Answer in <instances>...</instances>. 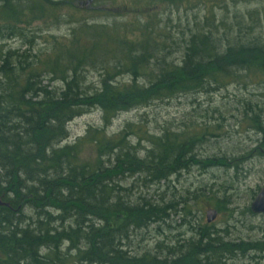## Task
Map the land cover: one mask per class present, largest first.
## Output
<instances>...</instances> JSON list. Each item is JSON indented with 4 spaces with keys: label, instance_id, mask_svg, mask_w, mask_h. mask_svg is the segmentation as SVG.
I'll list each match as a JSON object with an SVG mask.
<instances>
[{
    "label": "trees",
    "instance_id": "obj_1",
    "mask_svg": "<svg viewBox=\"0 0 264 264\" xmlns=\"http://www.w3.org/2000/svg\"><path fill=\"white\" fill-rule=\"evenodd\" d=\"M150 1L172 6L209 2ZM45 3L0 0V40L24 38L21 26L29 20L47 19L48 12L52 14L49 18L56 19L55 8L48 7L56 4ZM147 24L133 42L101 39L93 26L94 38L88 48L66 46L42 55L33 51L35 37L31 35L24 39L28 47L23 52L0 50V200L9 204L0 206V264H65L68 256L76 264H231L235 257L264 252V243L226 241L224 235L209 228L174 245L158 242L152 253L135 255L130 250L132 255L127 247L136 231L164 223L167 212L176 211L173 203L162 206L141 195L132 199L111 176L140 175L143 187L149 182L159 186L200 161L215 164L198 160L195 153L199 141L210 136L207 127L198 135L179 126L163 129L158 136L144 132L130 136L126 129L107 136L104 127H90L82 139L63 145L67 125L90 108L102 112L107 126L119 113L197 94L211 86L222 87L236 73L264 72V46L238 44L237 40L223 45L212 28L189 35L179 64L162 61L154 71L149 66L153 61L150 54L168 46L162 44L166 36ZM156 38L162 43L152 49ZM101 43L108 45L104 55L109 61L100 64L101 89L90 93L84 87L82 70L103 58ZM117 74H129L130 85H118L114 81ZM142 80L146 83H140ZM54 81L61 86L52 87L49 83ZM249 113V127L264 139L261 111L251 109ZM132 136L138 139L134 145ZM83 143L93 147L92 165L79 158ZM62 243L69 245L63 253Z\"/></svg>",
    "mask_w": 264,
    "mask_h": 264
},
{
    "label": "rangeland",
    "instance_id": "obj_2",
    "mask_svg": "<svg viewBox=\"0 0 264 264\" xmlns=\"http://www.w3.org/2000/svg\"><path fill=\"white\" fill-rule=\"evenodd\" d=\"M42 1L46 4L45 0ZM50 1L56 4L48 6L55 8H52V13L56 12V19L49 18L52 14L48 12L47 19L29 20L21 26L24 38L2 39L0 50L23 52L28 47L25 40L31 35L35 37L33 51L42 55H52L55 49L62 51L66 46L88 48L91 47V38H94L91 35L93 26H96L101 39L122 38L133 42L140 37L146 23L158 34L166 36L163 43L156 38L152 49L160 42L168 46L150 54L153 61L149 66L154 71L162 61L179 64L185 41L195 31L212 28L223 45L237 40L238 44L258 42L264 46V0H209L205 5L189 2L173 6L154 4L150 0ZM99 47L103 58L90 62L91 65L82 70L85 73L84 87H89L90 93L101 89L102 78L98 71L102 61H109L105 56L108 45L101 43ZM167 53L170 55L164 60ZM236 74L237 77L227 80L222 87L211 86L197 94L153 102L145 108L119 113L107 126L98 108H90L67 125V138L63 145L76 143L90 127H104L107 136H116L123 129L130 136L132 133L143 135V132L158 136L163 129H177L179 126L198 135L207 127L210 136L199 141L201 144L195 153L198 160L215 161V164L200 161L188 172L159 186L149 182L143 187L140 175L125 173L111 176L132 199L141 195L147 201H156L162 206L173 203L176 211V214L167 212L168 219L164 223L133 232L126 244L135 255L154 252L158 242L167 246L187 241L195 231L205 228L217 230L226 241L264 243V214L254 215L249 210L255 196L264 187V146L259 147L264 144V139L249 127L246 119L252 115L249 113L251 109L261 111L260 118L264 124V72ZM131 80L129 74L114 76L118 85H130ZM140 83L146 82L142 80ZM49 84L54 88L61 86L56 81ZM137 140L130 137L133 145ZM145 143L141 141V145L147 146ZM81 146L79 158L92 165L95 161L93 147L88 143ZM222 159H225L224 164L220 161ZM234 164H237L234 169L225 168ZM208 209L217 210V216L210 224L205 219ZM63 227H67L66 223ZM68 246L62 243L61 253ZM41 253H45L44 250ZM65 264H76V260L68 256ZM231 264H264V252L246 253L243 257H235Z\"/></svg>",
    "mask_w": 264,
    "mask_h": 264
},
{
    "label": "water",
    "instance_id": "obj_3",
    "mask_svg": "<svg viewBox=\"0 0 264 264\" xmlns=\"http://www.w3.org/2000/svg\"><path fill=\"white\" fill-rule=\"evenodd\" d=\"M0 206L2 207H9L8 203L2 202L0 200ZM250 212L254 215H260V214H264V187H262L259 192L257 193V195L255 196L254 200L252 201V203L250 204ZM217 216V212L213 209H208L205 212V219H206V223L210 224L211 222H213L215 220Z\"/></svg>",
    "mask_w": 264,
    "mask_h": 264
},
{
    "label": "bare ground",
    "instance_id": "obj_4",
    "mask_svg": "<svg viewBox=\"0 0 264 264\" xmlns=\"http://www.w3.org/2000/svg\"><path fill=\"white\" fill-rule=\"evenodd\" d=\"M239 253V252H238Z\"/></svg>",
    "mask_w": 264,
    "mask_h": 264
}]
</instances>
